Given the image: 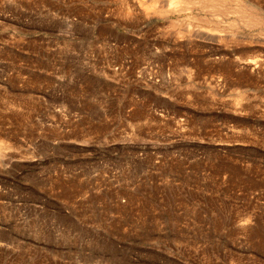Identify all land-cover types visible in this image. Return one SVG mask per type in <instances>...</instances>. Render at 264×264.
Instances as JSON below:
<instances>
[{"label": "rangeland", "instance_id": "374dc122", "mask_svg": "<svg viewBox=\"0 0 264 264\" xmlns=\"http://www.w3.org/2000/svg\"><path fill=\"white\" fill-rule=\"evenodd\" d=\"M0 264H264V0H0Z\"/></svg>", "mask_w": 264, "mask_h": 264}]
</instances>
